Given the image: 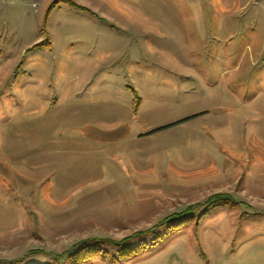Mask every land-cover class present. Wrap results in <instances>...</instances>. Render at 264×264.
<instances>
[{
    "label": "rangeland",
    "instance_id": "rangeland-1",
    "mask_svg": "<svg viewBox=\"0 0 264 264\" xmlns=\"http://www.w3.org/2000/svg\"><path fill=\"white\" fill-rule=\"evenodd\" d=\"M53 1L0 0V264H264V0Z\"/></svg>",
    "mask_w": 264,
    "mask_h": 264
},
{
    "label": "trees",
    "instance_id": "trees-1",
    "mask_svg": "<svg viewBox=\"0 0 264 264\" xmlns=\"http://www.w3.org/2000/svg\"><path fill=\"white\" fill-rule=\"evenodd\" d=\"M63 3L59 2V0H54L48 9V12H50L51 10H53L56 6L60 5V4H67V5H71L73 6V4L70 1L67 0H62ZM186 215V213H179V214H174L172 215V217H174L172 220H176L177 217H180ZM172 217L170 218H166L164 221L165 223L169 224L170 222H172V220H170ZM147 233V232H145ZM149 233V232H148ZM144 235V233H139L137 235ZM130 240V239H129ZM128 238L122 240L121 242H119L118 244H116V246H120L123 245V243H128ZM142 249V247L140 248ZM138 253V248H133V249H126V250H121L119 251V257L120 258H128L132 255H135ZM100 257V253L98 249H83L81 251L75 252L73 255H70L68 260L70 261V263H74V261L76 262L75 264H84L87 261L93 260Z\"/></svg>",
    "mask_w": 264,
    "mask_h": 264
}]
</instances>
